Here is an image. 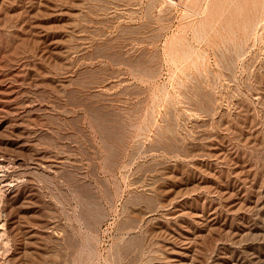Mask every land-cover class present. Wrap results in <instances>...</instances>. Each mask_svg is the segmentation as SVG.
<instances>
[{"label": "rangeland", "instance_id": "374dc122", "mask_svg": "<svg viewBox=\"0 0 264 264\" xmlns=\"http://www.w3.org/2000/svg\"><path fill=\"white\" fill-rule=\"evenodd\" d=\"M236 3L0 0V264H264V14Z\"/></svg>", "mask_w": 264, "mask_h": 264}, {"label": "bare ground", "instance_id": "6f19581e", "mask_svg": "<svg viewBox=\"0 0 264 264\" xmlns=\"http://www.w3.org/2000/svg\"><path fill=\"white\" fill-rule=\"evenodd\" d=\"M230 2H231V1H229L228 3H230ZM233 2H234V0H233ZM232 4H233V3H232ZM236 4H237V5H235V6H233V5H232V6H229V5H231V4H229V5H228V6H229V10H227V11H230V9H231L232 7L234 8V7L237 6V7L235 8V9L237 10V12H236V11L234 12V13H235V16H234V17L231 16V17H233V21H235V22H237V23H241L242 26H243L245 29H247V30H248V29L250 30V27H251V29H254V27L256 26L255 24L258 23V21H259L258 25L261 23V22H260V19H261V17L263 16L262 14H264V13H263V12H264V0H237V3H236ZM228 6H227V7H228ZM227 7H226V9H227ZM235 9H233V11H234ZM61 10H62V9H61ZM224 10H225V9H224ZM222 12H224V14H225L226 10H225V11H222ZM229 13H230V12H229ZM231 13H233V12L231 11ZM234 13H233V15H234ZM222 14H223V13H222ZM222 16H223V15H222ZM225 16H226V14L224 15V17H225ZM227 16H228V15H227ZM227 16L225 17V19H227V20L230 21L232 18H231V19H228ZM228 17H229V16H228ZM220 18H221V16H220ZM220 18H219V19H220ZM222 18H223V17H222ZM229 18H230V17H229ZM223 19H224V18H223ZM220 20H221V19H220ZM227 20H226V22H227ZM261 21H262V19H261ZM207 22H208V21H207ZM213 22H214V21H213ZM221 22H222V21H221ZM224 22H225V20H224L222 23H224ZM199 24H200V23H199ZM202 24H203V25L205 24V27H206V24H207V27H209L210 29L212 28V27H210V26L208 25L209 23H204V22H202ZM211 24H212V21H211ZM211 24H210V25H211ZM216 24H218V22H217ZM219 24H221V23H219ZM228 24H229V23H228ZM263 24H264V23H262V25H263ZM196 25L198 26V24H196ZM200 25H201V24H200ZM229 25H230V24H229ZM231 25H232V23H231ZM231 25H230V27H232ZM238 25H239V24H238ZM201 26H202V25H201ZM225 26H227V28H228L227 23L225 24ZM234 26H235V25L233 24V27H234ZM252 26H254V27L252 28ZM213 27H215V23H214V26H213ZM216 27H217V29L220 28L218 25H217ZM218 27H219V28H218ZM236 27H237V26H236ZM243 27H242V28H243ZM259 27H260V26H259ZM199 28H200V26H199ZM203 28H204V26H203ZM203 28H202V30H204ZM209 28H208V29H209ZM227 28H226V29H227ZM260 28H261V27H260ZM197 29H198V28H197ZM213 29H214V28H213ZM213 29H212V30H213ZM215 29H216V28H215ZM217 29H216V30H217ZM221 29H222V27H221ZM223 29H224V28H223ZM223 29H222V30H223ZM229 29H230V28H229ZM233 29H236V28H233ZM233 29L231 28L232 31H234ZM237 29H238V27H237ZM245 29H243V30H245ZM256 29H257V27H256ZM256 29H255V30H256ZM205 30H206V28H205ZM231 30H230V31L228 30V31L231 32ZM243 30H242V31H243ZM247 30H246V32H247ZM249 30H248V31H249ZM199 31H200V30H199ZM218 31H219V30H217V32H218ZM224 31H225V30H223L222 32H223L224 35H225V32H224ZM239 31H241V30H240V27H239ZM251 31H252V30H250V32H251ZM262 31H263V30H262ZM203 32H204V34H203ZM205 32H206V31H202V34L205 35ZM215 32H216V31H215ZM226 32H227V30H226ZM237 32H238V31H237ZM218 33H219V32H218ZM227 33H228V32H227ZM234 33H235V32H234ZM198 34H199V33H198ZM202 34H201V35H202ZM206 34H207V33H206ZM220 34H222V33H220ZM230 34H231V33H230ZM242 34H244V33H242ZM248 34H249V33H248ZM248 34H247V36H243V37H247V38H248ZM199 35H200V34H199ZM199 35H198V37H199ZM224 35H222V36L220 35V37L223 38ZM256 35H257V34H256ZM256 35H255V36H256ZM218 36H219V34H218ZM203 37H204V36H203ZM205 37H206V35H205ZM227 37H228V35H227ZM243 37H241V38H243ZM262 37H263V36H262ZM56 38H57V37H56ZM78 38H79V37H78ZM238 39H239V38H238ZM240 40H241V39H240ZM251 41H252V40H251ZM256 42H257V40H256ZM237 45H238V44H237ZM239 45H240V44H239ZM189 47H190V49H191V46H189ZM235 47H236V46H235ZM67 48H68V47H67ZM192 48H193V46H192ZM229 48H230V47H229ZM53 49H54V48H53ZM82 49H83V48H82ZM190 49H189V50H190ZM197 49H198V48H197ZM240 49H241V48H240ZM185 50L187 51V49H185ZM193 51H194V48H193ZM193 51L190 52V53H193ZM258 52H259V51H258ZM183 53H184V52H183ZM186 53H187V52H186ZM188 53H189V52H188ZM197 53H198V52H197ZM238 53H239V52H238ZM236 54H237V53H236ZM195 55H196V54H195ZM259 55H260V53H259ZM187 56H188V54H187ZM196 56H197V55H196ZM202 56H203V55H202ZM198 57H199V56H198ZM190 58H191V57H189V59H190ZM222 58H223V57H222ZM252 58H253V57H252ZM192 59H193V58H192ZM196 59H197V58H196ZM198 59H199V58H198ZM231 59H232V58H231ZM194 61H195V60H194ZM224 61H225V60H224ZM228 61H229V58H228ZM234 62H235V61H233V63H234ZM229 63H230V62H229ZM244 64H245V63H244ZM14 65H15V64H14ZM18 65H19V64H18ZM233 65H234V64H233ZM233 65H232V66H233ZM225 68H226V67H225ZM250 68H251V67H250ZM250 68H249V69H250ZM233 69H234V67H233ZM260 69H261V68H260ZM228 71H229V70H228ZM230 71H231V70H230ZM244 71H245V70H244ZM245 74H246V73H245ZM257 74H258V72H257ZM262 74H263V73H262ZM254 75H255V74H254ZM254 78H255V77H254ZM246 79H247V78H246ZM68 80H69V79H68ZM257 80H258V79H257ZM49 82H50V81H49ZM54 82H55V81H54ZM257 82H259V81H257ZM245 83H246V82H245ZM248 83H249V82H248ZM261 83H262V82H261ZM246 84H247V83H246ZM234 85H235V84H234ZM254 85H255V84H254ZM196 86H197V85H196ZM206 87H208V86H206ZM234 87H236V86H234ZM248 87H249V86H248ZM208 88H209V87H208ZM209 89H210V88H209ZM245 89H246V87H245ZM250 89H251V88H250ZM254 90H255V89H254ZM209 91H210V90H209ZM248 91H249V90H248ZM259 91H260V90H259ZM261 91H262V90H261ZM212 92H213V91H212ZM234 92H235V91H234ZM239 93H240V92H239ZM260 93H261V92H260ZM203 94H204V93H203ZM203 94H202V95H203ZM240 94H241V93H240ZM242 94H243V93H242ZM258 94H259V93H258ZM202 95H200V96H202ZM210 95H211V94H210ZM11 96H12V95H11ZM11 96H10V97H11ZM203 96H204V95H203ZM213 96H214V95H213ZM228 96H229V94H228ZM166 97H167V96H166ZM208 97H209V96H208ZM242 97H243V96H242ZM263 97H264V96H263ZM167 98H168V97H167ZM167 98H166V99H167ZM194 98H195V97H194ZM209 98H210V97H209ZM153 99H154V98H153ZM227 99H228V98H227ZM261 99H263V98L261 97ZM197 100H198V98H197ZM245 100H246V99H244V101H245ZM252 100H253V99H252ZM203 101L205 102V100H203ZM228 101H229V100H228ZM254 101H255V100H254ZM262 101H263V100H262ZM262 101H261V102H262ZM23 102H24V101H23ZM257 102H258V101H257ZM25 103H26V102H25ZM149 103H150V102H149ZM164 103H165V102H164ZM170 104H171V102H170ZM170 104H169V105H170ZM263 104H264V102H263ZM151 105H152V104H151ZM172 105H173V104H172ZM199 106H200V105H199ZM197 108H198V107H197ZM210 108H211V107H210ZM255 108H256V107H255ZM215 109H216V108H215ZM151 110H152V109H151ZM151 110H150V112H151ZM199 110H200V109H199ZM212 110H213V107H212ZM209 112H211V111H209ZM212 112H213V111H212ZM203 113H205V112L203 111ZM115 114H116V113H115ZM124 114H125V113H124ZM144 114H145V113H144ZM148 114H149V113H148ZM169 114H170V113H169ZM208 115H209V113H208ZM208 115H207V116H208ZM212 115H213V113H212ZM220 115H221V114H220ZM231 115H232V114H231ZM127 116H128V115H127ZM172 116H173V115H172ZM144 117H145V116H144ZM151 117H152V116H151ZM225 118H226V117H225ZM143 119H144V118H143ZM249 119H251V118H249ZM152 120H153V119H152ZM130 121H131V120H130ZM143 121H144V120H143ZM155 122H156V121H155ZM209 122H210V121H209ZM224 122H225V121H224ZM238 122H239V121H238ZM252 123H253V122H252ZM121 124H122V123H121ZM134 126H135V125H134ZM138 126H139V125H138ZM143 126H145V124H144ZM250 126H251V123H250ZM253 127H254V126H253ZM101 128H103V127H101ZM132 128H133V127H132ZM138 128H141V127H138ZM157 128H158V127H157ZM218 128H219V127H218ZM146 129H147V127H146ZM170 130H171V129H170ZM219 130H220V129H219ZM261 130H262V129H261ZM145 131H146V130H145ZM159 131H160V130H159ZM159 131H158V132H159ZM166 131H167V130H166ZM146 132H147V131H146ZM169 132H170V131H169ZM159 133H160V132H159ZM161 133H162V132H161ZM161 133H160V134H161ZM256 133H257V132H256ZM168 134H169V133H168ZM191 134H192V133H191ZM223 134H224V133H223ZM142 135H143V134H142ZM174 135H175V134H174ZM176 135H177V134H176ZM188 135H190V134L188 133ZM252 135H253V134H252ZM260 135H261V134H260ZM137 136H138V135H137ZM154 136H155V135H154ZM167 136H168V135H167ZM164 137H165V136H164ZM209 137H210V136H209ZM142 138H143V137H142ZM192 138H193V137H192ZM205 138H206V137H205ZM207 138H208V137H207ZM134 139H135V138H134ZM169 139H170V138H169ZM253 139H254V138H253ZM253 139H252V140H253ZM184 140H185V139H184ZM161 141H162V139H161ZM171 141H172V140H171ZM185 141H186V140H185ZM200 141H201V140H200ZM203 141H204V140H203ZM203 141H202V142H203ZM234 141H235V140H234ZM250 141H251V140H250ZM255 141H256V140H255ZM169 142H170V141H169ZM196 142H199V141H196ZM211 142H212V141H211ZM262 142H263V141H262ZM203 143H204V142H203ZM206 143H207V142H206ZM169 144H170V143H169ZM175 144H176V143H175ZM175 144H174V145H175ZM198 144H200V143H198ZM198 144H197V145H198ZM253 144H254V142H253ZM256 144H257V143H256ZM154 145H155V144H154ZM186 145H187V144H186ZM201 145H202V144H201ZM234 145H235V144H234ZM152 146H153V145H152ZM193 146H194V145H193ZM259 146H260V145H259ZM154 147H155V146H154ZM165 147H166V146H165ZM201 147H202V148H203V147L205 148V146H203V145H202ZM219 147H220V146H219ZM222 147H223V146H222ZM222 147H220V149H221ZM109 148H110V147H109ZM171 148H172V147H171ZM171 148H170V149H171ZM176 148H177V145H176ZM176 148H175V149H176ZM183 148H184V147H183ZM187 148H188V147H187ZM204 148H203V150H204ZM212 148H213V147H212ZM212 148H210V149L212 150ZM214 148H215V147H214ZM210 149H209V150H210ZM223 149H224V148H223ZM226 149H227V148L225 147V150H226ZM134 150H135V149H134ZM172 150H173V148H172ZM207 150H208V149H207ZM213 150H214V149H213ZM244 150H245V149H244ZM261 150H262V149H261ZM176 151H177V150H176ZM180 151H181V149H180ZM215 152H216V151H215ZM228 152H229V151H228ZM228 152H226V153H228ZM230 152H231V151H230ZM230 152H229V153H230ZM108 153H109V152H108ZM263 153H264V152H263ZM191 154H192V153H191ZM172 155H174V154H172ZM200 155H201V154H200ZM220 155H221V154H220ZM239 156H240V155H239ZM240 159H241V158H240ZM249 159H250V158H249ZM63 160H64V159H63ZM63 162H64V161H63ZM241 165H242V164H241ZM243 165H244V164H243ZM246 166H247V165H246ZM248 166H249V165H248ZM168 167H169V165H168ZM242 167H243V166H241V168H242ZM173 168H174V167H173ZM256 168H257V167H256ZM172 170H173V169H172ZM212 170H213V169H212ZM235 170H237V169H235ZM170 171H171V169H170ZM247 171H248V170H247ZM253 171H254V170H253ZM244 172H245V170H244ZM250 172H251V171H250ZM250 172H249V173H250ZM221 173H222V172H221ZM246 173H247V172H246ZM246 173H245L244 175L248 176V175H247L248 173H247V174H246ZM237 174H238V173H237ZM238 175H239V174H238ZM241 175H242V174H241ZM252 176H253V178L255 177L254 175H252ZM205 177H206V176H205ZM210 177H211V176H210ZM244 177H245V176H244ZM197 179H200V178H197ZM242 179H244V178H242ZM155 180H156V179H155ZM214 180H216V179H214ZM249 180H250V177H249ZM249 180H248V181H249ZM170 181H171V180H170ZM202 181H203V180H202ZM245 181H246V180H245ZM251 181L254 182L255 180L253 181V179H252ZM208 182H209V181H208ZM215 182H216V181H215ZM179 183H181V182H179ZM187 183H188V182H187ZM198 183H199V182H198ZM205 183H206V182H205ZM199 184H200V183H199ZM201 184H202V183H201ZM239 184H240V183H239ZM251 184H252V183H251ZM251 184H250V185H251ZM256 184H257V183H256ZM188 185H189V184H188ZM214 185H215V184H214ZM217 185H218V184H217ZM253 185H254V184H253ZM257 185H258V184H257ZM219 186H220V185H219ZM254 186H255V185H254ZM220 187H221V186H220ZM222 187H223V185H222ZM227 188H228V187H227ZM220 189H221V188H220ZM204 191H205V190H204ZM229 191H230V189H229ZM201 192H202V189H201ZM254 192H255V191H254ZM198 193H199V191H198ZM214 193H215V192H214ZM261 193H262V192H261ZM200 194H201V193H200ZM200 194H199V195H200ZM203 194H204V192H203ZM206 194H207V193H206ZM163 195H164V194H163ZM193 195L196 196L197 194H193ZM193 195H191L192 198H193ZM212 195H213V193H212ZM237 195H238V193H237ZM166 196H168L167 193H166ZM184 196H185V195H184ZM197 196H198V195H197ZM177 197H178V196H177ZM187 197H188V196H187ZM189 197H190V196H189ZM205 197H207V196H205ZM205 197H204V198H205ZM238 197H239V196H238ZM240 197H241V196H240ZM182 198L184 199L185 197L182 196ZM192 198H191V199H192ZM201 198H202V197H201ZM217 198H218V197H217ZM231 198H232V197H231ZM179 199H180V198H179ZM185 199H187V198H185ZM218 199H219V198H218ZM232 199H233V198H232ZM259 199H260V198H259ZM169 200H170V198H169ZM208 200H209V202H210V199H208ZM211 200H212V199H211ZM215 200H216V198H215ZM228 200L230 201V199H227V201H228ZM233 200H234V199H233ZM240 200H241V199H240ZM244 200L246 201V198H244ZM155 201H156V200H155ZM177 201H178V199H177ZM182 201H183V200H182ZM189 201H190V199H189ZM212 201H213V200H212ZM212 201H211V202H212ZM220 201H221V200H220ZM225 201H226V200H225ZM229 201H228V202H229ZM253 201H254V200H253ZM257 201H258V200H257ZM209 202H208V203H209ZM211 202H210V203H211ZM221 202H222V201H221ZM223 202H224V201H223ZM248 202H249V201H248ZM258 202H259V201H258ZM258 202H257V203H258ZM263 202H264V200H263ZM263 202H262V204L264 205ZM177 203H178V202H177ZM180 203H182V202H179V204H180ZM184 203H185V202H184ZM186 203H188V202H186ZM212 203H213V206H214V202H212ZM217 203L219 204V202H217ZM237 203H238V202H237ZM88 204H89V203H88ZM234 204H235V203H234ZM234 204H233V205H234ZM247 204H248V203H247ZM262 204L259 203V206L262 205ZM180 205H181V204H180ZM183 205H184V204H183ZM236 205H237V204H236ZM236 205H235V206H236ZM263 205H262V207H263ZM191 206H192V205H191ZM254 206H255V204H254ZM182 207H183V206H182ZM210 207H211V206H210ZM229 207H230V206H229ZM255 207L257 208V206H255ZM149 208H150V207H149ZM192 208H193V207H192ZM192 208H191V209H192ZM233 208H234V207H233ZM263 208H264V207H263ZM150 209H151V208H150ZM169 209H170V208H169ZM214 209H215V208H214ZM230 209H231V208H230ZM260 209H261V208H260ZM185 210H187V209H185ZM194 210H195V208H194ZM198 210H199V209H198ZM202 210H203V209H201L200 211H202ZM254 210H255V213H256V211H258V209L256 210L255 208H254ZM262 210H263V209H262ZM150 211H151V210H150ZM166 211H167V210H166ZM172 211H174V210H172ZM172 211H170V212H172ZM188 211H189V210H188ZM207 211H208V210H207ZM239 211H240V210H239ZM239 211H238V212H239ZM259 211H260V210H259ZM263 211H264V210H263ZM170 212H169V213H170ZM193 212H195V211H193ZM203 212H204V210H203ZM203 212H202V213H203ZM226 212H227V211H226ZM198 213H199V212H198ZM236 213H237V212H236ZM236 213H235V214H236ZM206 214H207V213H206ZM226 214H227V213H226ZM166 215H168V214H166ZM182 215H183V214H182ZM204 215H205V214H204ZM204 215H203V216H204ZM224 215H225V213H224ZM255 215H256V214H255ZM257 215H258V214H257ZM180 216H181V215H180ZM207 216H208V215H206V217H207ZM216 216H217V215H216ZM226 216H227V215H226ZM230 216H231V215H230ZM214 217H215V216H214ZM232 217H233V216H232ZM262 217H263V216H262ZM194 218H195V216H194ZM198 218H199V217H198ZM218 218H219V217H218ZM226 218H229V217H226ZM230 218H231V217H230ZM230 218L227 219V220H230ZM147 219H148V218H147ZM167 219H168V218H167ZM179 219H180V218H179ZM185 219H186V218H185ZM185 219H184V220H185ZM190 219H191V218H190ZM199 219H201V218H199ZM210 219H211V218H210ZM215 219H216V218H215ZM215 219H214V220H215ZM222 219H223V217H222ZM145 220H146V219H145ZM172 220H173V219H172ZM177 220H178V219H177ZM193 220H194V219H193ZM201 220H202V219H201ZM259 220H260V219H259ZM261 220H263V219H261ZM178 221H179V220H178ZM181 221H182V220H181ZM218 221H219V220H218ZM220 221H221V220H220ZM225 221H226V220H225ZM250 221H251V220H250ZM257 221H258V220H257ZM263 221H264V220H263ZM165 222H166V220H165ZM168 222H169V221H168ZM170 222H171V219H170ZM172 222H174V221H172ZM188 222H191V221H188ZM226 222H227V221H226ZM258 222H259V221H258ZM258 222H257V223H258ZM155 223H157V222H155ZM163 223H164V222H163ZM175 223H176V222H175ZM193 223H194V222H193ZM210 223H211V222H210ZM224 223H225V222H224ZM158 224H159V222H158ZM160 224H161V223H160ZM173 224H174V223H173ZM164 225H165V224H164ZM189 225H190V224H189ZM189 225H188V226H189ZM167 226H168V225H167ZM174 226H175V225H174ZM193 226H194V225H193ZM195 226H196V225H195ZM221 226H222V225H221ZM237 226H238V225H237ZM263 226H264V225H263ZM176 227H177V226H176ZM189 227H190V226H189ZM198 227H199V226H198ZM247 227H248V226H247ZM249 227H250V226H249ZM249 227H248V228H249ZM258 227H259V226H258ZM165 228H166V227H165ZM194 228H195V227H194ZM194 228H193V229H194ZM196 228H197V227H196ZM252 228H253V227H252ZM255 228H256V227H255ZM255 228H253V229H255ZM167 229H168V227H167ZM169 229H170V228H169ZM179 229H180V228H179ZM201 229H202V228H201ZM237 229H238V228H237ZM165 230H166V229H165ZM239 230H240V229H239ZM244 230H245V229H244ZM250 230H251V229H250ZM200 231H201V230H200ZM207 231H208V230H207ZM242 231H243V230H242ZM242 231H241V233H242ZM246 231H247V230H246ZM253 231H254V230H253ZM253 231H252V232H253ZM194 232H195V231H194ZM194 232H193V233H194ZM202 232H204V231H202ZM249 232H251V231H249ZM252 232H251V235L253 234ZM255 232H257V231H255ZM255 232H254V233H255ZM182 233H183V232H182ZM189 233H190V232H189ZM193 233H192V234H193ZM199 233H200V232H199ZM257 233H261V231H259V232H257ZM257 233H256V235H258ZM262 233H263V232H262ZM190 234H191V233H190ZM239 234H240V233H239ZM245 234H246V233H245ZM186 235H188V234H186ZM203 235H204V234H203ZM237 235H238V234H237ZM253 235H254V234H253ZM259 235H262V234H259ZM191 236H192V235H191ZM243 236H244V235H243ZM248 237H249V236H248ZM251 237H252V236H251ZM258 237H259V236H258ZM261 237H262V236H261ZM253 238H254V236L252 237V239H253ZM255 238H257V237H255ZM255 238H254V239H255ZM243 239H244V238H243ZM258 239H259V238H258ZM244 240H245V239H244ZM248 240H249V238H248ZM236 241H237V240H236ZM256 241H258V240H256ZM239 242H241V241H239ZM253 242H255V241L253 240L252 243H253ZM258 242H260V241H258ZM169 243H170V242H169ZM223 243H224V242H223ZM248 243H249V242H248ZM248 243H247V244H248ZM224 244H225V243H224ZM249 244H251V243H249ZM255 244H256V243H255ZM171 245H172V244H171ZM218 245H220V244H218ZM222 245H223V244H222ZM257 245H258V244H257ZM173 246H174V245H173ZM198 246H199V245H198ZM177 247H178V246H177ZM218 247H219V246H218ZM250 247H251V246H250ZM192 248H193V247H192ZM222 248H223V247H222ZM224 248H225V246H224ZM251 248H253V247H251ZM168 249H169V248H168ZM183 249H184V248H183ZM186 249H187V248H186ZM246 250H248V249H246ZM246 250H245V251H246ZM186 251H187V250H186ZM186 251H185V252H186ZM251 251H252V249L250 250V252H251ZM226 252H227V250H226ZM250 252H249V250H248V253H250ZM253 252H254V251H253ZM258 252H259V251H258ZM248 253H247V254H248ZM165 254H166V253H165ZM170 254H172V253H170ZM229 254H230V253H229ZM250 254H251V253H250ZM167 255H168V254H167ZM230 255H231V254H230ZM254 255H256V254H253V256H254ZM258 255H260V254H258ZM239 256H240V255H239ZM243 256H244V255H243ZM261 256H262V254H261ZM189 257H190V256H189ZM232 257H233V255H232ZM232 257H231V259H232ZM236 257H237V256H236ZM241 257H242V256H240V259H241ZM244 257H245V256H244ZM249 257H251V256H248V258H249ZM254 257H255V256H254ZM179 258H180V257H179ZM242 258H243V257H242ZM251 258H253V257H251ZM262 258H263V256H262ZM185 259H186V258H185ZM220 259H221V258H220ZM224 259H225V258H224ZM233 259H234V258H233ZM237 259H238V258H237ZM237 259H235V260H237ZM254 259H255V258H254ZM256 259H258V258L256 257ZM256 259H255V260H256ZM226 260H227V259H226ZM243 260H245V259H243ZM246 260H248V259H246ZM246 260H245V261H246ZM184 261H185V260H184ZM186 261H187V260H186ZM219 261H220V260H219ZM224 261H225V260H224ZM238 261H239V260H238ZM253 261H254V260H253ZM258 261H259V260H258ZM239 262H240V261H239ZM243 262H244V261H243ZM247 262H249V260H248ZM260 262H262V259H261ZM166 263H167V262H166ZM166 263H165V264H166ZM226 263H227V262H226ZM229 264H230V263H229ZM238 264H239V263H238ZM245 264H246V262H245ZM252 264H254V263H252ZM256 264H257V263H256ZM259 264H260V263H259Z\"/></svg>", "mask_w": 264, "mask_h": 264}]
</instances>
